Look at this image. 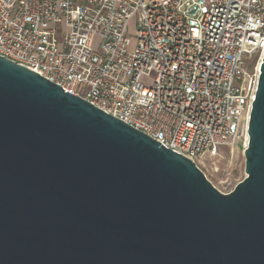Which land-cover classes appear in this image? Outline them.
I'll use <instances>...</instances> for the list:
<instances>
[{
  "label": "water",
  "instance_id": "1",
  "mask_svg": "<svg viewBox=\"0 0 264 264\" xmlns=\"http://www.w3.org/2000/svg\"><path fill=\"white\" fill-rule=\"evenodd\" d=\"M222 194L189 159L0 57V264H264V53Z\"/></svg>",
  "mask_w": 264,
  "mask_h": 264
},
{
  "label": "built area",
  "instance_id": "2",
  "mask_svg": "<svg viewBox=\"0 0 264 264\" xmlns=\"http://www.w3.org/2000/svg\"><path fill=\"white\" fill-rule=\"evenodd\" d=\"M263 53L264 0H0L1 58L197 168L246 149Z\"/></svg>",
  "mask_w": 264,
  "mask_h": 264
},
{
  "label": "rangeland",
  "instance_id": "3",
  "mask_svg": "<svg viewBox=\"0 0 264 264\" xmlns=\"http://www.w3.org/2000/svg\"><path fill=\"white\" fill-rule=\"evenodd\" d=\"M127 37L130 39L129 50H133L136 45V22L131 20L127 28ZM95 47V46H94ZM258 57L254 56L250 63V68L258 64ZM249 68V70H251ZM151 80H142L143 85H150ZM244 149L241 144L233 148L219 149L218 156L208 159L198 164V168L206 179L222 194H229L235 186L243 181L244 173Z\"/></svg>",
  "mask_w": 264,
  "mask_h": 264
},
{
  "label": "bare ground",
  "instance_id": "4",
  "mask_svg": "<svg viewBox=\"0 0 264 264\" xmlns=\"http://www.w3.org/2000/svg\"><path fill=\"white\" fill-rule=\"evenodd\" d=\"M260 62H261V59L259 60L258 67H259V65H260Z\"/></svg>",
  "mask_w": 264,
  "mask_h": 264
}]
</instances>
